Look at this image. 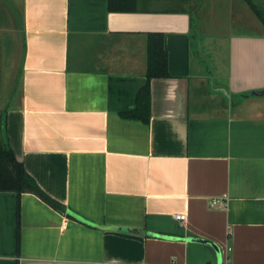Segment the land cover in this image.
<instances>
[{
  "label": "crops",
  "instance_id": "crops-1",
  "mask_svg": "<svg viewBox=\"0 0 264 264\" xmlns=\"http://www.w3.org/2000/svg\"><path fill=\"white\" fill-rule=\"evenodd\" d=\"M152 33L169 74L145 121L130 113ZM253 90L264 0H0L5 137L64 206L0 190V264H264Z\"/></svg>",
  "mask_w": 264,
  "mask_h": 264
},
{
  "label": "trees",
  "instance_id": "trees-1",
  "mask_svg": "<svg viewBox=\"0 0 264 264\" xmlns=\"http://www.w3.org/2000/svg\"><path fill=\"white\" fill-rule=\"evenodd\" d=\"M251 2V0H250ZM148 80L137 95V108L130 115L147 121L150 117V79L152 76H167L168 53L161 33L150 34L148 43ZM6 113H0V190H13L17 194L32 191L42 199L58 208L64 206L50 198L18 161L5 137Z\"/></svg>",
  "mask_w": 264,
  "mask_h": 264
},
{
  "label": "water",
  "instance_id": "water-1",
  "mask_svg": "<svg viewBox=\"0 0 264 264\" xmlns=\"http://www.w3.org/2000/svg\"><path fill=\"white\" fill-rule=\"evenodd\" d=\"M252 94H262L264 93V90H260V91H256V90H253V91H250ZM195 240H198V241H202V242H210L213 247L216 249L217 253L220 255V248L219 246L214 243L213 241H210L208 239H205V238H202V237H197V238H194Z\"/></svg>",
  "mask_w": 264,
  "mask_h": 264
},
{
  "label": "built area",
  "instance_id": "built-area-1",
  "mask_svg": "<svg viewBox=\"0 0 264 264\" xmlns=\"http://www.w3.org/2000/svg\"><path fill=\"white\" fill-rule=\"evenodd\" d=\"M218 201H219V198L213 199L212 200V205H215L216 203H218ZM175 218H177V219H185L186 218V213H176L175 214ZM225 264H229V262H226Z\"/></svg>",
  "mask_w": 264,
  "mask_h": 264
}]
</instances>
